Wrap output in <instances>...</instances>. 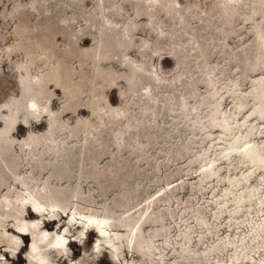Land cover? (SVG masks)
Returning a JSON list of instances; mask_svg holds the SVG:
<instances>
[{"label":"rangeland","instance_id":"1","mask_svg":"<svg viewBox=\"0 0 264 264\" xmlns=\"http://www.w3.org/2000/svg\"><path fill=\"white\" fill-rule=\"evenodd\" d=\"M154 1L0 0V104L18 100V80L27 83L38 113L52 116L54 136L32 158L67 178L52 181L49 200L58 202L64 184L66 213L106 214L110 235L120 237L117 255L102 241L92 254L97 236L89 232L69 243L67 260L50 253L44 264H116L112 256L121 264H264V172L226 190V179L251 169L241 147L255 145L264 155V115L253 113L256 84L264 105V41L257 37L264 0ZM23 108L17 118L28 120ZM49 126L43 118L18 127L5 170L20 167L16 144ZM240 131L250 136L226 152ZM243 187L253 196L235 210ZM14 191L0 192L7 222L0 264H28V240L18 237L20 251L6 241L15 236L9 228L17 221L4 216L16 210ZM147 207L142 247L128 249L126 220H139ZM68 221L46 228L58 231ZM79 232L72 227L69 239Z\"/></svg>","mask_w":264,"mask_h":264},{"label":"bare ground","instance_id":"2","mask_svg":"<svg viewBox=\"0 0 264 264\" xmlns=\"http://www.w3.org/2000/svg\"><path fill=\"white\" fill-rule=\"evenodd\" d=\"M156 1L157 0H155L154 2L157 3ZM262 36H264V31L257 32V37L261 41L260 43L264 41ZM103 49L104 48L101 44L96 51H100L102 53ZM23 74L25 75V73ZM24 75L23 77L26 78V75ZM259 81L261 82L263 81V79H260L257 82ZM17 86L20 98H18V100L7 101L3 105L0 104V169L2 173H4H0V192L7 191L9 187H14V193H16L17 199V203H15L16 210L14 212H4L6 214L4 216H7V218L11 217L13 220L17 221L16 224L12 223V227L9 228L12 234L15 235L13 239L16 240L6 239L7 246L14 249V251H20V249L23 248V243L21 244L19 238H24L28 240V264H44L43 262H41V259H43L45 255L47 256L50 253H57L60 259L67 260L69 258V255L67 254L69 243L71 241L75 243L81 242L82 240H84L86 234H88L89 232H93L96 234L97 238L91 244L92 254H98L99 249L98 244L96 243L97 241H102L101 243L104 245V248L109 250L110 254L117 255L118 251L115 244L116 242L119 243L118 241H120V237L117 236V234H115L114 236L110 235L109 231L112 227V225L109 223L111 218L110 216L106 214L105 216H97L92 213H81L78 211L71 212L70 214L66 213L63 210L65 204V200H63V198L66 191V189L63 187L64 184H61V186L58 187L61 191L60 196H58V202L55 200H49L51 196L50 190H55V188L52 187L54 186V182L52 181H55L57 179L63 181L67 178L63 172H61L59 178H55L53 175H51V173L47 172L50 167L49 169H47L44 166L43 162L38 160L35 161L32 157L37 154L35 151L40 147V145L38 144L48 145V141L52 140V138L54 137L52 133V116L48 113H38L39 109L34 103V95L29 90V87L24 80H18ZM256 90L257 96L254 99L253 113L263 116L264 105L261 102V88L257 84ZM21 104L22 107H24L23 112H25L29 117L28 120L17 118V114L20 111ZM242 105L243 103L238 102L235 104L234 108L237 109ZM43 118H48V120L50 121L48 132L39 138L28 135L26 137L24 136L21 141L18 140L19 143H17L16 146L18 147V150H20L23 154V158H21V162H19L20 167L18 169L16 167H12V170L8 168L9 171L5 170L6 166L3 160V155H5L4 152H10L12 148H15V146L13 147L12 143L10 145V139L14 135L15 130L18 127L27 128L30 123H37ZM219 119L221 127L224 129L225 133H228L230 131L229 121L224 116H220ZM245 132L246 131H240L235 137L228 140L225 151L230 153L237 149L236 146H238L244 139H246V137L250 136V133H248L247 135ZM225 135L227 136V134ZM241 148L242 149L239 151L240 159L242 158L245 161V164L247 162L251 169L247 174L242 175L238 179H226V190L232 186H234L235 188L238 187L240 182H248V176H250L253 172H264V155H262L260 148L252 144L245 145ZM32 159L35 161V164H32L31 166ZM49 171H51V169ZM42 172H44L46 175L44 178H40L41 174H44ZM22 189H24V192L21 193L20 191ZM9 194L10 193L6 194L5 200L9 199ZM224 196H226V194H224ZM252 196L253 191L250 188H241V192L233 198L235 210H238L242 206L241 204L243 203V201H250ZM147 205L148 202L146 206ZM147 212L148 207L144 210L139 220H126L127 222L124 225L125 229L123 230V232L127 233L128 235L127 239L129 240V243L127 242L125 245L126 247H128V249H130L132 245L136 249L142 247L143 243L141 241V235L139 232L141 228L140 223L142 222L143 218H147ZM62 213H66L65 217L62 215ZM63 218L65 219V221H69L68 223H65L62 227H60L58 231L47 230L46 223L59 222ZM198 220L202 221L201 218H199ZM3 223H5V225L7 224V222L0 220V229L3 228L5 231V226L3 225ZM139 224L140 227L138 228ZM72 227H77L80 229V236L75 235L76 239L74 240L69 239V232ZM181 238L182 240H184L186 245V242L189 239L188 233L183 232L181 234ZM134 239H137L136 245H134ZM130 242H132V244ZM99 246L102 245L100 244ZM108 246L112 247L113 251H111ZM146 248H149V245L146 246ZM140 250L144 251V249L142 248H140ZM147 251L149 253L150 250H146L144 252L145 255L148 254ZM111 261L116 264H121V260L118 257L114 258L112 256ZM68 264H74V262L71 261Z\"/></svg>","mask_w":264,"mask_h":264},{"label":"water","instance_id":"3","mask_svg":"<svg viewBox=\"0 0 264 264\" xmlns=\"http://www.w3.org/2000/svg\"><path fill=\"white\" fill-rule=\"evenodd\" d=\"M45 126V125H44ZM137 239H134V245H136L137 244V241H136Z\"/></svg>","mask_w":264,"mask_h":264}]
</instances>
